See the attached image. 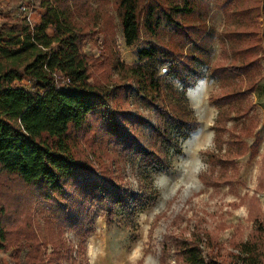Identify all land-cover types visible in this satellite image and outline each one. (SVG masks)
Segmentation results:
<instances>
[{
	"label": "trees",
	"instance_id": "trees-1",
	"mask_svg": "<svg viewBox=\"0 0 264 264\" xmlns=\"http://www.w3.org/2000/svg\"><path fill=\"white\" fill-rule=\"evenodd\" d=\"M182 1L183 6L165 8L157 0H31L26 8L39 12L34 22L6 15L0 0V252L12 253L15 264H84L95 218L134 228L153 197L152 175L170 170L182 154V141L197 129L186 92L201 78L199 68L209 64L210 53L205 30L176 20L193 13L195 0ZM111 11L126 46L138 43L144 32L156 36L165 23L172 28L173 48L148 42L136 64L110 59ZM223 11L222 57L211 66L220 84L211 98L219 108V144L209 156L224 167L218 180L230 184L227 166L249 150L241 136L253 137L260 123L248 96L263 79L264 0H226ZM90 41L109 50L102 60L85 52ZM230 121L235 131L227 127ZM98 148L114 157L113 166L135 170L138 192L102 165ZM261 167L264 171V156ZM41 205L48 214L42 229L35 221ZM260 215L248 240L229 242L232 251L194 233L175 242L176 255L181 264H264ZM66 231L79 239L81 260L73 256Z\"/></svg>",
	"mask_w": 264,
	"mask_h": 264
},
{
	"label": "rangeland",
	"instance_id": "rangeland-1",
	"mask_svg": "<svg viewBox=\"0 0 264 264\" xmlns=\"http://www.w3.org/2000/svg\"><path fill=\"white\" fill-rule=\"evenodd\" d=\"M30 1L3 0L1 10L6 15L12 13L14 17L27 16L32 19L35 12L26 8ZM225 1L195 0L190 16L176 18L180 24L194 26L208 33L209 64L199 68L201 78L186 92L189 107L197 120V129L182 141V154L173 159L172 168L152 175L153 197L137 216L134 228L119 225L118 219L107 222L102 216L95 218L94 232L86 239L84 264H181L174 247L178 240L188 239L194 233L204 236L207 234L227 247L228 251H232L229 242H244L257 230V220H261L260 214H264V187L261 189V184L264 186V171L261 167L264 156V48L259 57L263 79L248 96L260 123L253 137L241 136L249 150L236 159L234 167L227 166L226 171L228 170V176L232 179L230 184H225L223 179L218 180L224 167L209 156L211 151L218 149L219 144L215 130L219 108L211 102V98L218 94L220 84L218 79L212 77L211 66L222 57L220 35L224 27ZM157 2L165 8L170 3L183 6L182 0ZM24 7L26 11L23 10ZM112 11L107 18V25L111 26L108 42L113 50H105V45L102 46L104 51H109L107 55L110 54V59L118 57L126 65L136 64L139 51L146 48L148 42L173 48L170 35L172 28L165 26V23L156 36L144 32L138 43L132 47L126 46L120 22ZM103 38L101 36V40ZM103 50L98 49L95 41H90L85 47V52L97 60H102ZM192 51L193 47L189 45L184 49V54L189 57ZM167 69L168 65L164 64L161 75L164 76ZM168 81L178 90L183 87L176 79L169 78ZM197 99L201 101L200 106L196 104ZM234 124L230 121L227 127L233 131ZM203 129L207 131L204 132ZM240 129L241 127L238 131ZM227 139L228 133L220 139L223 151L227 150ZM82 144L83 150L97 165V160L88 150V143ZM98 149V156L100 159L103 157L102 165L115 172V177L124 179L121 184L129 185L138 192L139 180L135 170L131 166H113L116 163L114 157H106L101 153L102 149ZM197 165L200 166L199 171L194 173ZM46 218L47 208L44 205L38 206L35 209L37 227L42 229ZM65 240L74 247L73 256L80 259L77 236L66 231ZM91 247L96 248V255L90 250ZM0 264H15L13 254L0 252Z\"/></svg>",
	"mask_w": 264,
	"mask_h": 264
},
{
	"label": "bare ground",
	"instance_id": "bare-ground-1",
	"mask_svg": "<svg viewBox=\"0 0 264 264\" xmlns=\"http://www.w3.org/2000/svg\"><path fill=\"white\" fill-rule=\"evenodd\" d=\"M201 93V92H200ZM196 104L198 105V106H200L201 105V101L200 100H198L197 99V102H196ZM200 108V107H199ZM201 109V108H200ZM204 130V129H203ZM202 131V130H201ZM205 131H207V130H204V132ZM210 138V137H209ZM197 141V140H196ZM195 152V151H194ZM190 164V163H189ZM198 164V163H197ZM200 164V163H199ZM199 168H200V166L199 165H197L195 168H194V173H197L198 171H199ZM188 169V168H187ZM186 171V170H185ZM194 177V176H193ZM191 183V182H190ZM91 251H93V253H94V255H96V248H94V247H91V249H90Z\"/></svg>",
	"mask_w": 264,
	"mask_h": 264
},
{
	"label": "crops",
	"instance_id": "crops-1",
	"mask_svg": "<svg viewBox=\"0 0 264 264\" xmlns=\"http://www.w3.org/2000/svg\"><path fill=\"white\" fill-rule=\"evenodd\" d=\"M24 17H27V16H24ZM38 19H39V12H35V14L33 15V18L31 20L34 21V22H37Z\"/></svg>",
	"mask_w": 264,
	"mask_h": 264
},
{
	"label": "built area",
	"instance_id": "built-area-1",
	"mask_svg": "<svg viewBox=\"0 0 264 264\" xmlns=\"http://www.w3.org/2000/svg\"><path fill=\"white\" fill-rule=\"evenodd\" d=\"M23 10H24V11H26V9H25V8H24ZM28 18H29V17H28Z\"/></svg>",
	"mask_w": 264,
	"mask_h": 264
}]
</instances>
